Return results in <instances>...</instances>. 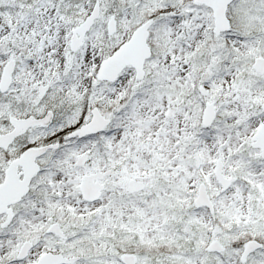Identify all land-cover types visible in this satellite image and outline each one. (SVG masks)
Wrapping results in <instances>:
<instances>
[{"label":"snow or ice","instance_id":"6c2138e0","mask_svg":"<svg viewBox=\"0 0 264 264\" xmlns=\"http://www.w3.org/2000/svg\"><path fill=\"white\" fill-rule=\"evenodd\" d=\"M0 264H264V0H0Z\"/></svg>","mask_w":264,"mask_h":264}]
</instances>
